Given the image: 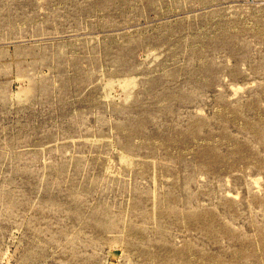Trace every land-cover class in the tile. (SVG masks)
Here are the masks:
<instances>
[{"label": "rangeland", "instance_id": "1", "mask_svg": "<svg viewBox=\"0 0 264 264\" xmlns=\"http://www.w3.org/2000/svg\"><path fill=\"white\" fill-rule=\"evenodd\" d=\"M0 264H264V0H0Z\"/></svg>", "mask_w": 264, "mask_h": 264}, {"label": "bare ground", "instance_id": "2", "mask_svg": "<svg viewBox=\"0 0 264 264\" xmlns=\"http://www.w3.org/2000/svg\"><path fill=\"white\" fill-rule=\"evenodd\" d=\"M6 18H7V17H6ZM130 51H132V50H130ZM130 51H129V54H130V55H128V58L131 57V52H130ZM150 51H152V50H150ZM129 56H130V57H129ZM155 58H156V57H155ZM121 62H123V61H121ZM121 62H120V63H121ZM38 76H39V74H38ZM25 78H26V77H25ZM25 78H22V79L25 80ZM126 81H127V82H126ZM126 81H125V82H126V85L123 84V83H121V84H123L122 86H125V87H123V88H126V87L128 88V87H130L132 84H135V82H133V81L130 80V79H128V80H126ZM26 82H27V81H26ZM116 82H117V81H116ZM125 82H124V83H125ZM110 83H113L112 80H111ZM110 83L107 82L108 86H109ZM118 83H119V82H118ZM140 87H141V86H140ZM142 87H143V86H142ZM22 89H24V88H22ZM27 89H28V88H27ZM28 90H29V89H28ZM22 91L26 92L27 90H26V91H25V90H22ZM22 91H21V92H22ZM29 91H30V90H29ZM29 91H28V92H29ZM126 96H127V95H126ZM128 96H129V95H128ZM129 97H132V96L130 95ZM129 97H128V98H129ZM128 98H127V99H128Z\"/></svg>", "mask_w": 264, "mask_h": 264}]
</instances>
